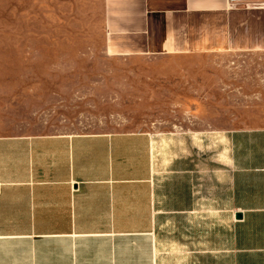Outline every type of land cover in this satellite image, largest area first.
<instances>
[{"label": "crops", "instance_id": "obj_1", "mask_svg": "<svg viewBox=\"0 0 264 264\" xmlns=\"http://www.w3.org/2000/svg\"><path fill=\"white\" fill-rule=\"evenodd\" d=\"M87 2L114 57L264 52V9L227 0H0V264H264V128L213 131L211 159L189 102L156 132L11 131Z\"/></svg>", "mask_w": 264, "mask_h": 264}, {"label": "rangeland", "instance_id": "obj_2", "mask_svg": "<svg viewBox=\"0 0 264 264\" xmlns=\"http://www.w3.org/2000/svg\"><path fill=\"white\" fill-rule=\"evenodd\" d=\"M75 22L52 53L38 54V69L21 72L38 85L35 101L10 110L12 132H156L182 123L179 105L189 102L200 110L211 159L213 131L264 128V52L114 57L90 3H84L83 22ZM25 87L15 88L25 93Z\"/></svg>", "mask_w": 264, "mask_h": 264}, {"label": "built area", "instance_id": "obj_3", "mask_svg": "<svg viewBox=\"0 0 264 264\" xmlns=\"http://www.w3.org/2000/svg\"><path fill=\"white\" fill-rule=\"evenodd\" d=\"M227 7L264 9V0H227Z\"/></svg>", "mask_w": 264, "mask_h": 264}]
</instances>
